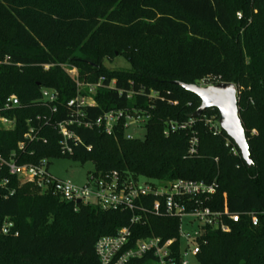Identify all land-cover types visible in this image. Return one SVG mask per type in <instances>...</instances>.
<instances>
[{"label": "trees", "instance_id": "trees-1", "mask_svg": "<svg viewBox=\"0 0 264 264\" xmlns=\"http://www.w3.org/2000/svg\"><path fill=\"white\" fill-rule=\"evenodd\" d=\"M117 55L129 68L104 64ZM71 68L83 83L104 79L93 94L95 104L78 115L83 122L113 109L139 107L149 116L143 138L127 139L121 125L111 134L69 126L80 138L73 152L89 155L91 173L117 170L160 182L215 178L217 191L205 204L240 217L229 232L208 231L191 264H264V0H0V102L11 94L19 101L5 112L13 127L0 124L6 159L15 152L19 163L37 164L61 154L54 124L75 110L67 106L77 91ZM174 81L236 85L250 167L231 151L232 140L226 145L224 131L212 135L201 119L164 134L170 121L188 122L200 104ZM43 89L57 91L55 103L42 99ZM127 91L155 97L128 99ZM212 112L218 113L208 108L202 114ZM30 129L38 139L25 137ZM191 132L198 147L190 156ZM251 211L257 212L256 226L246 215ZM129 217L97 205L75 209L0 168V227L12 223L9 233L0 232V264H99L95 241L114 234ZM177 223L152 217L133 228L132 239L175 236Z\"/></svg>", "mask_w": 264, "mask_h": 264}, {"label": "built area", "instance_id": "built-area-1", "mask_svg": "<svg viewBox=\"0 0 264 264\" xmlns=\"http://www.w3.org/2000/svg\"><path fill=\"white\" fill-rule=\"evenodd\" d=\"M240 17V14H237ZM76 84L75 97L67 101L68 107H74L66 119L54 124L59 134L58 148L60 153H73L80 138L71 125L85 127H100L107 133H113L115 127L121 125L127 139L137 138L138 135L129 132L132 126L145 124L149 116L142 108L113 109L104 112L94 121L83 122L78 118L85 106L95 104L93 94L102 86L103 77L94 83H83L78 80L75 68L67 70ZM112 81L109 86H113ZM206 85V84H204ZM121 93V91H119ZM155 97V93L145 95L143 92L127 91L128 99L133 96ZM41 97L48 103H55L58 94L52 89H43ZM19 106L18 98L11 94L0 102V124L5 129H11L14 121L5 112ZM57 111L56 106L52 109ZM195 119H201L212 135L222 132L218 122V113H205L197 118H189L188 122H169L164 134L169 130L190 127ZM28 140L38 139L36 133L30 129L25 135ZM44 140V139H43ZM231 140L227 137L226 145ZM22 149L23 144H18ZM198 137L191 132L188 139V155L197 153ZM233 153H239L236 146L231 147ZM7 167L11 175L19 180L33 182L41 190H50L55 196L75 205H97L101 209L111 211H127L130 213L128 223L119 227L114 234L98 237L94 244V251L99 264H191L199 252L200 245L205 242L204 236L210 230L229 232L231 223L239 220L240 214L227 208L213 209L205 204L217 191L216 179L209 182L177 178L160 182L157 180L140 183L141 176L124 174L113 170L104 174L90 173L87 183L78 186L68 180L51 177L47 171L46 160L37 164L19 163L15 152H11L6 159L0 154V168ZM144 177V176H143ZM147 178V177H145ZM148 179V178H147ZM251 225L258 223L257 212H247ZM152 217H170L177 219L176 235L163 238L153 233L132 239L135 226H146ZM12 223L6 221L0 227V232H10ZM14 234H17L14 232Z\"/></svg>", "mask_w": 264, "mask_h": 264}, {"label": "water", "instance_id": "water-1", "mask_svg": "<svg viewBox=\"0 0 264 264\" xmlns=\"http://www.w3.org/2000/svg\"><path fill=\"white\" fill-rule=\"evenodd\" d=\"M174 83L199 98L200 104L189 114V118L200 117L202 112L208 108L217 110L220 128L232 140L241 159L250 167L253 160L250 156L245 129L239 116L236 85L232 82L206 85L181 81H174Z\"/></svg>", "mask_w": 264, "mask_h": 264}, {"label": "rangeland", "instance_id": "rangeland-1", "mask_svg": "<svg viewBox=\"0 0 264 264\" xmlns=\"http://www.w3.org/2000/svg\"><path fill=\"white\" fill-rule=\"evenodd\" d=\"M104 64L112 69L129 68V63L120 55L110 60L105 59ZM199 84L204 85V82H200ZM128 131L143 138L145 129L143 124H140L138 126H132ZM83 158L86 159L83 161ZM88 158L89 155L76 152L49 156L46 159L47 171L51 177L68 180L75 185L83 186L87 183L89 173L95 170L92 161ZM139 181L143 183L145 181L153 182L154 180L141 176Z\"/></svg>", "mask_w": 264, "mask_h": 264}]
</instances>
